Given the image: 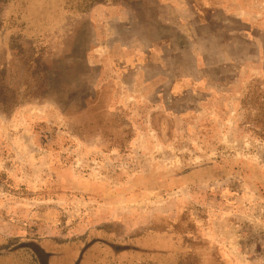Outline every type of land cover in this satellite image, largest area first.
I'll use <instances>...</instances> for the list:
<instances>
[{"label": "rangeland", "instance_id": "rangeland-1", "mask_svg": "<svg viewBox=\"0 0 264 264\" xmlns=\"http://www.w3.org/2000/svg\"><path fill=\"white\" fill-rule=\"evenodd\" d=\"M0 264H264V0H0Z\"/></svg>", "mask_w": 264, "mask_h": 264}]
</instances>
